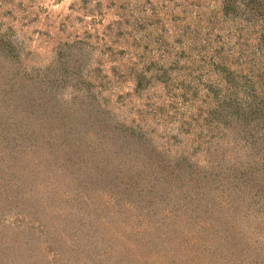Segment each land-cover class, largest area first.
<instances>
[{
    "label": "trees",
    "instance_id": "16d2710c",
    "mask_svg": "<svg viewBox=\"0 0 264 264\" xmlns=\"http://www.w3.org/2000/svg\"><path fill=\"white\" fill-rule=\"evenodd\" d=\"M220 1L204 28L188 23L139 55L129 36L117 48L132 35L120 21L104 36L114 43L66 41L68 95L41 67L26 75L0 23V219L21 218L0 224V264L10 243L28 264H137L140 250L153 264H264V0ZM73 5L93 23L102 13L101 1ZM152 13L145 29L165 27Z\"/></svg>",
    "mask_w": 264,
    "mask_h": 264
},
{
    "label": "rangeland",
    "instance_id": "374dc122",
    "mask_svg": "<svg viewBox=\"0 0 264 264\" xmlns=\"http://www.w3.org/2000/svg\"><path fill=\"white\" fill-rule=\"evenodd\" d=\"M75 1L76 0H0V23L2 25L3 31L8 34L10 39L16 42L21 48L23 55L22 57L18 58V61H24L30 67V69H27L26 75L30 77L36 76L39 70L38 67H41V70L47 76L46 78L48 80H52L59 87L57 88L58 92H64V95H68V90H64L70 86L72 81H74V75L72 72L67 71L65 67L62 68L63 66H68L69 63L68 55L65 54L64 59V51L61 50L64 49L63 44L66 41H70L71 38L75 36L84 37L86 41H88L89 45L97 44L101 40H109L110 42L114 43V40L108 39L110 37L104 36L109 31L107 30V26L110 22L115 21L117 23V21H120L123 23V29L126 32H131L132 35L125 34L120 37L117 42H115L117 48L122 49L131 47V45L134 43L128 40L127 37L129 36L131 40H136L140 44L141 47L137 50L139 55L147 48L146 45L148 43L151 45L149 47L154 46L157 48L158 43L154 42V39L158 41V38L161 36L167 39L170 38L172 40H177L180 29L185 28L188 23H192V25L195 24L199 27L206 26L211 12L221 8L220 0H189L191 3L190 5L184 0H95V2H102V13L98 14L97 20L93 23L91 17L85 18L80 16L78 8H76V6L74 7L73 5ZM176 1L181 2V4L176 5ZM157 9L161 10L162 12L161 16L164 18L165 27L167 29L172 27L173 32L171 35L168 33L165 35L167 30H163L165 27H163L162 24H152L149 26L150 30L145 29L143 26L149 21H155L154 14L152 12L156 11ZM188 12L193 13L192 19L191 17L189 19L183 18L184 14ZM175 14H179L181 16L179 24L175 23L174 21ZM200 15L204 20L201 21L199 19ZM175 24L177 25L174 26ZM182 39L183 36H181L180 41L176 42L177 44H175L180 47L184 43L186 44L188 40ZM229 45L231 48H237L239 46L238 43L236 44L234 38ZM155 52L152 51V53ZM161 52L162 51L158 50L154 54V57L161 54ZM26 53H29V56H27ZM138 55L135 57L136 61L150 57V51L149 53L146 52V57L142 56L143 58H140ZM117 61V63H119L120 61L125 60L119 59ZM105 62L106 66H104V69L107 71L110 69L112 64L109 62V60ZM131 86V83H126V85L121 89H128ZM158 89L159 90L152 89L151 92L154 94L153 97H155L157 101L170 104L171 100H173V96L166 94L161 88ZM184 105L185 106H183L182 109L188 113L191 107H188V104ZM156 122L157 121H155V123ZM156 126L159 129H163L165 124L160 123ZM22 148L23 152L25 153L31 152L27 151L26 146ZM55 211L57 212V209L54 210V213ZM32 218L34 219V217ZM1 219L0 224L2 221H4L3 224H5V222L6 224H9L16 222L21 218L10 213V215L3 216ZM43 219L47 222L50 221L48 218ZM55 219L56 218H52V220ZM28 222L30 223L28 224L29 227L32 225H38V222L35 224L29 220ZM58 229L59 228L54 229L53 231ZM19 238L25 239L27 238V235L21 234ZM191 239L195 238L192 237ZM10 240L11 239L9 238V241ZM208 240H210V238H207L206 241ZM198 241L200 244L202 243L200 239H196L193 242ZM262 241L264 242V239H262ZM9 246L13 250L9 253L11 254L10 258L6 259L8 261L4 264H28V260H22V258H20L18 255L20 254V248L18 249L19 246H13L11 243ZM151 249L152 248L149 250ZM120 251L121 250H119V252ZM151 252L152 253H147L145 250H140V252L136 253V255H133V260L136 261L137 264L157 263L159 258L156 256V254H154L153 251ZM52 253L46 252L40 254L35 250L33 252V256L38 258L41 257L42 260L46 256V261L48 258L53 259ZM240 254L245 257V250H243ZM236 255H239V253H236ZM161 257L163 256L161 255ZM106 260H108V258ZM84 261H89L88 264L92 262L90 259L86 258ZM121 264L126 263L122 262Z\"/></svg>",
    "mask_w": 264,
    "mask_h": 264
}]
</instances>
